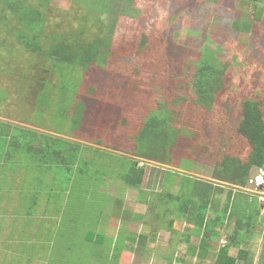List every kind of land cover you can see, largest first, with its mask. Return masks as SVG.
Here are the masks:
<instances>
[{
	"label": "rangeland",
	"instance_id": "rangeland-1",
	"mask_svg": "<svg viewBox=\"0 0 264 264\" xmlns=\"http://www.w3.org/2000/svg\"><path fill=\"white\" fill-rule=\"evenodd\" d=\"M97 1L50 0L44 9L42 32L35 27L43 51L35 53L29 46L33 30L9 11H0V82L4 83L0 94L4 89L3 98L11 95L33 102V88L44 87L56 111L50 132L88 146L90 153L84 158L92 161L79 169L89 168V177L83 178L87 187L92 190L98 185L110 199L103 208L106 235L113 237L119 231L116 236L123 235L125 243L133 242V248L121 252V264H167L165 257L172 252L176 258H184L173 264H187L185 250L176 248L182 236L189 235L190 226L180 219L168 229L172 215L162 220L154 217L163 207L153 199L161 190V175L156 171L177 173L168 191L175 195L184 192L179 191L183 186L200 180L223 186L220 207L229 190L241 202L246 195L259 203L264 200V186L250 184L264 171V136H257L259 147L254 149L242 134L246 121L259 122L264 116V2L114 0L109 3L111 14L102 11ZM106 35L115 56L108 57L102 68L94 65L84 71L81 66L66 65L64 81L48 68L51 62L44 53L49 38L66 39L72 46L80 42L91 46ZM39 77L48 83H36ZM62 82L68 84L67 98L59 103ZM198 82L209 89L211 109L200 99ZM75 94L88 109L78 129L65 117ZM145 122L163 125L174 134L167 163L146 161L143 189L150 203L139 202L136 190L123 188L104 175L110 159L138 160L133 139ZM112 169L119 173L118 167ZM97 215L98 211L93 216ZM207 216L214 214L208 212ZM262 216L264 210L259 208L258 220ZM229 223L224 233L211 240L215 248L227 244L234 218ZM254 235L250 242L259 245L261 236ZM189 236L187 243L197 246L200 237ZM228 253L235 256L237 250L230 248ZM247 260L245 264H255L254 253Z\"/></svg>",
	"mask_w": 264,
	"mask_h": 264
},
{
	"label": "trees",
	"instance_id": "trees-1",
	"mask_svg": "<svg viewBox=\"0 0 264 264\" xmlns=\"http://www.w3.org/2000/svg\"><path fill=\"white\" fill-rule=\"evenodd\" d=\"M114 0H99V4H102V11L113 13V10H109V3ZM243 1V0H242ZM252 3L259 4L264 0H244ZM50 0H0V11H9L14 14V16L22 24L25 23L26 27L32 29V38H30V44L33 48V52L43 51L42 38L37 36L35 32V27H39L41 32V26L44 24V9L47 8ZM100 6V5H97ZM97 12H100L99 10ZM235 24V23H234ZM109 32V31H107ZM50 41L46 45L47 50H45L44 56L51 62L48 66L50 70L55 72L58 77L63 79V70L66 65H77L84 68V71L91 66L98 65L102 68L104 61L111 56H115V53L111 51V38L106 35L102 36L100 39L94 40L91 46L88 44L79 43L78 46H72L68 43L66 39L60 38H49ZM20 42V40H19ZM29 48V47H28ZM45 73V71L43 72ZM45 77V76H44ZM44 77H39L36 79V83L45 84L48 80ZM67 83L62 82L58 93L59 103H63L67 98ZM198 91L202 94L200 99L204 103V107L211 109L210 106L213 105V100L208 95L209 89L201 88L198 82ZM36 93V100L40 101L48 99L50 93L45 91L44 87L33 88ZM203 91L206 93L203 95ZM39 94V95H38ZM75 94L72 99V105L69 108L68 116L70 126L74 129L80 128L81 122L85 120V115L87 113V103L84 99L79 98ZM63 100V101H62ZM67 113V108H66ZM259 112V117H261ZM258 112H256L257 116ZM264 119V116L261 119ZM253 120L246 121V130H242L243 136L248 139L249 145L256 149L259 147L258 137L264 136V122L261 124ZM171 132L168 131L163 125H155L154 123L145 122L135 133L134 142V153L138 157V160L133 158H119L110 159L108 167L104 168V175L107 178L112 179L122 185L124 188L134 189L138 192L139 202L150 203L146 200L149 195L146 190L143 189L144 180L147 174V162H152L154 164H165L168 162L171 156V146L173 144ZM36 139V136H35ZM25 142L26 139H25ZM32 142V135H28V142ZM88 147V146H87ZM41 148L43 156L48 158L54 156L56 161L59 163L61 161L72 162V164L79 163V165L87 166V162L92 160H85L84 156H81L80 149L86 148L82 144L74 143L70 141H65L60 138H41ZM90 153V152H89ZM139 159L144 160L143 164H139ZM57 163V164H58ZM118 167L119 173L115 174L112 167ZM89 168L86 171L80 169L76 177L78 179V185H80L83 178L87 177L89 174ZM64 169L58 168L59 173H64ZM112 171V172H111ZM156 171V175H161L159 182V188L161 189L158 195L153 199H156L163 205L162 209L160 207L159 211L154 214L155 218L163 219L169 214L172 215L167 221V228H172L174 222L180 219L184 220L188 226H190L189 235H198L199 244L196 247H188L187 242L190 238L189 235H183L179 241V248L185 250L189 258L192 260L193 264H245L248 260V255L250 252L255 255V264H264V216L262 220H258L260 203L258 200H250L246 194L243 197V202L236 197L232 196L234 190H229L226 200L223 206H219V195L222 192L223 186L214 185L206 181L196 180L193 184L183 186L179 191L182 192L181 195L172 194L169 191L174 185L175 178H178L177 173L170 170ZM114 173V174H113ZM89 177V176H88ZM91 181V178H90ZM94 189L90 190L87 184L83 185V193L73 195V201H71L70 210L73 211L76 221L89 220L96 215V207L99 212H101L107 200L109 202V197L106 193L97 189L98 185H93ZM243 193V192H240ZM142 197V198H141ZM234 197V198H233ZM243 205V207H240ZM208 212L214 214V217H208ZM234 218V230L228 236V242L222 248H215L210 242L212 239L219 237L226 230L225 228L230 224L229 221ZM81 220V221H82ZM119 232V231H118ZM254 234L261 235V242L259 245L250 242ZM75 236V235H74ZM94 235L92 232L88 235L89 239H93ZM97 241L105 244L104 251V262L103 264H112L117 262L119 255L121 254V246L125 243L126 238L122 236H116V239L108 238L107 236H102L98 234L95 236ZM141 242L143 243L145 237L143 235L139 236ZM139 239V240H140ZM92 241V240H91ZM77 240L74 243L77 245ZM115 243V248L113 251H109L111 248V243ZM129 244V248H133L132 240L126 242ZM25 247H28L26 245ZM72 252V256L69 251H62L63 248H58V250H53L47 252L46 264H85V262H78V257H83L87 264H91L90 260L97 256L98 252L89 251L83 249H75ZM230 248H235L237 253L235 256L229 255L228 251ZM46 252V250H45ZM111 258H108V256ZM94 255V256H93ZM99 256L101 253L99 252ZM67 260V261H65ZM77 261V263L75 262ZM109 261V262H108Z\"/></svg>",
	"mask_w": 264,
	"mask_h": 264
},
{
	"label": "crops",
	"instance_id": "crops-1",
	"mask_svg": "<svg viewBox=\"0 0 264 264\" xmlns=\"http://www.w3.org/2000/svg\"><path fill=\"white\" fill-rule=\"evenodd\" d=\"M4 93L0 94V264H46L47 252L63 248L62 251H69L72 256L74 247L98 252L90 263L103 264L105 244L99 243L95 236L100 234L114 240L118 232L113 237L106 235L104 210H96L98 215L89 220L82 217L76 221L70 200L73 201L74 194L85 191L86 183L82 180L78 185L79 163L72 164L66 159L58 163L54 156L46 158L42 153L41 138H57L50 132L52 115H56L53 102L48 98L39 104L36 96L33 102L13 99L11 95L3 98ZM71 105L72 100L66 115ZM28 135H32L30 144H27ZM79 152L84 156L90 150L86 147ZM59 167L64 173H59ZM90 232L93 239L88 238ZM74 240L78 241L77 245ZM187 246L196 247L188 243ZM129 247L124 243L121 252ZM114 248L113 242L109 251ZM176 250L183 252L179 244ZM184 255L189 259L187 264H193L188 254ZM120 257L121 254L112 264H121ZM165 260L167 264L184 262V258H176L173 252ZM80 261L87 264L83 257H78Z\"/></svg>",
	"mask_w": 264,
	"mask_h": 264
},
{
	"label": "built area",
	"instance_id": "built-area-1",
	"mask_svg": "<svg viewBox=\"0 0 264 264\" xmlns=\"http://www.w3.org/2000/svg\"><path fill=\"white\" fill-rule=\"evenodd\" d=\"M263 171H261L260 175L255 177L253 180H250V184H254L256 187H263L264 186V179H263ZM263 199V198H260Z\"/></svg>",
	"mask_w": 264,
	"mask_h": 264
},
{
	"label": "water",
	"instance_id": "water-1",
	"mask_svg": "<svg viewBox=\"0 0 264 264\" xmlns=\"http://www.w3.org/2000/svg\"><path fill=\"white\" fill-rule=\"evenodd\" d=\"M263 175H264V171H263ZM264 179V177H263ZM260 209L264 210V200H260Z\"/></svg>",
	"mask_w": 264,
	"mask_h": 264
}]
</instances>
